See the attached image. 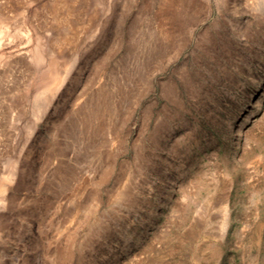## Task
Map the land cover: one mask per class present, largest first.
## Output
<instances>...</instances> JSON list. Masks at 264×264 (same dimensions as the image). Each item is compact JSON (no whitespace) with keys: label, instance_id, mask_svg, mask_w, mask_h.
I'll return each mask as SVG.
<instances>
[{"label":"rangeland","instance_id":"obj_1","mask_svg":"<svg viewBox=\"0 0 264 264\" xmlns=\"http://www.w3.org/2000/svg\"><path fill=\"white\" fill-rule=\"evenodd\" d=\"M0 264H264V0H0Z\"/></svg>","mask_w":264,"mask_h":264}]
</instances>
